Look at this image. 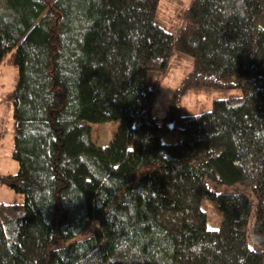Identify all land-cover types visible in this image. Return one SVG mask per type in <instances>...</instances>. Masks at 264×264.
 Returning a JSON list of instances; mask_svg holds the SVG:
<instances>
[{"label":"trees","instance_id":"1","mask_svg":"<svg viewBox=\"0 0 264 264\" xmlns=\"http://www.w3.org/2000/svg\"><path fill=\"white\" fill-rule=\"evenodd\" d=\"M159 6L0 0V65L19 72L2 181L23 195L0 202V264H264V0H192L175 32ZM174 56L192 60L181 92L239 93L159 117Z\"/></svg>","mask_w":264,"mask_h":264},{"label":"rangeland","instance_id":"2","mask_svg":"<svg viewBox=\"0 0 264 264\" xmlns=\"http://www.w3.org/2000/svg\"><path fill=\"white\" fill-rule=\"evenodd\" d=\"M192 0H160L157 19L168 30L177 31L181 25L182 12L189 7ZM173 65L162 81L170 84L183 82L192 70V60L184 58L176 60L172 58ZM19 76L18 69L10 64L0 65V202L21 203L23 195L2 181L3 175L16 174L19 169L18 162L13 158L14 120L11 102V93L15 88ZM161 81V82H162ZM188 95L184 96L186 101L191 97L190 103L194 105L199 113L210 110L217 99L227 98L239 90L227 88H200L186 90ZM185 92L180 89L172 91L160 86V92L155 103V113L162 117L170 110H179L183 116L192 115L186 109L177 107L176 100ZM118 121L91 124L93 129V141L98 145H106L113 137L118 126ZM164 143H176L183 136L178 130H167L161 133ZM203 207L207 213V225L209 228H218L221 215L214 206L213 200L206 198Z\"/></svg>","mask_w":264,"mask_h":264},{"label":"clouds","instance_id":"3","mask_svg":"<svg viewBox=\"0 0 264 264\" xmlns=\"http://www.w3.org/2000/svg\"><path fill=\"white\" fill-rule=\"evenodd\" d=\"M240 2L242 3L243 0H240ZM161 83V86L166 88V89H171L172 91H177L179 90L180 88H182V82H177L175 84H170L169 82L167 81H162L160 82ZM185 95H188L187 92H185L183 95H181L180 97L177 98L176 100V103H177V107H181V108H184L186 109L189 113L192 114L193 117H196L198 118L200 113H199V110L190 103V100H191V97H189V100L186 101L184 99V96Z\"/></svg>","mask_w":264,"mask_h":264}]
</instances>
